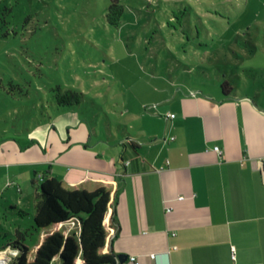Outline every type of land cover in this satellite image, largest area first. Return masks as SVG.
<instances>
[{
    "label": "rangeland",
    "instance_id": "1",
    "mask_svg": "<svg viewBox=\"0 0 264 264\" xmlns=\"http://www.w3.org/2000/svg\"><path fill=\"white\" fill-rule=\"evenodd\" d=\"M112 2L0 0V149L34 144L29 156L39 160L54 145L52 157L73 161L72 144L103 163L97 155L119 153L127 134L141 145L143 129L164 136L158 103L175 113L182 100L222 93L228 82L264 105V0H115L124 6L119 27L106 19ZM59 90L83 101L59 106ZM32 189L28 181L22 199L34 213ZM5 207L0 249L18 227Z\"/></svg>",
    "mask_w": 264,
    "mask_h": 264
},
{
    "label": "crops",
    "instance_id": "2",
    "mask_svg": "<svg viewBox=\"0 0 264 264\" xmlns=\"http://www.w3.org/2000/svg\"><path fill=\"white\" fill-rule=\"evenodd\" d=\"M168 99L179 100L176 93ZM181 105L172 113L158 103L166 113L163 137L143 129L141 145L129 134L137 140L143 166L152 168L145 173L130 175L131 166L124 167V140L119 153H99L96 158L104 162L94 164L85 150L73 152L72 144L66 152L73 161L52 157L50 144L39 160L29 156L34 144L2 147L0 207L26 211L22 198L28 181L50 173L69 187L106 186L111 201L118 195L117 224L106 247L125 256L118 264H264V105L236 90L227 96L193 94ZM25 220V215L15 217L18 227ZM59 228L37 234L30 254L48 231Z\"/></svg>",
    "mask_w": 264,
    "mask_h": 264
},
{
    "label": "trees",
    "instance_id": "3",
    "mask_svg": "<svg viewBox=\"0 0 264 264\" xmlns=\"http://www.w3.org/2000/svg\"><path fill=\"white\" fill-rule=\"evenodd\" d=\"M124 6L115 2L108 7L106 19L109 24L119 27L122 23ZM224 96L235 93L228 82L221 87ZM60 91V92H59ZM57 91L56 103L64 108H74L83 101L81 92ZM127 134L122 147L128 156H122L125 168L131 166V174H140L152 169L147 168L141 159L139 145ZM124 151V152H125ZM140 164L142 167H139ZM39 180H33L35 187V212H27L14 206H6L16 216H29L31 226L21 224L0 253H4L6 264H118L119 255L112 245L106 251L111 233L117 224L116 204L118 195L111 201V191L106 186L94 190L69 187L50 173L36 174ZM127 175V173H125ZM24 225V226H23ZM59 229L47 232L44 240L38 244L34 254L26 245L31 231L39 234L51 227ZM0 236L7 238L0 223Z\"/></svg>",
    "mask_w": 264,
    "mask_h": 264
},
{
    "label": "built area",
    "instance_id": "4",
    "mask_svg": "<svg viewBox=\"0 0 264 264\" xmlns=\"http://www.w3.org/2000/svg\"><path fill=\"white\" fill-rule=\"evenodd\" d=\"M171 117H174V115L172 114ZM214 150L217 151V152H219L220 154L222 153V151H221V149H220L219 146H215V147H214ZM263 164H264V160H263ZM183 198H184L183 196L179 197V199H183ZM151 258H156V254H152V255H151ZM131 261H132V262H137V260H136L135 257H132V258H131Z\"/></svg>",
    "mask_w": 264,
    "mask_h": 264
},
{
    "label": "bare ground",
    "instance_id": "5",
    "mask_svg": "<svg viewBox=\"0 0 264 264\" xmlns=\"http://www.w3.org/2000/svg\"><path fill=\"white\" fill-rule=\"evenodd\" d=\"M7 259L4 253H0V264H6Z\"/></svg>",
    "mask_w": 264,
    "mask_h": 264
},
{
    "label": "water",
    "instance_id": "6",
    "mask_svg": "<svg viewBox=\"0 0 264 264\" xmlns=\"http://www.w3.org/2000/svg\"><path fill=\"white\" fill-rule=\"evenodd\" d=\"M118 258H119L120 262H124L126 260L125 256H123V255H120Z\"/></svg>",
    "mask_w": 264,
    "mask_h": 264
}]
</instances>
